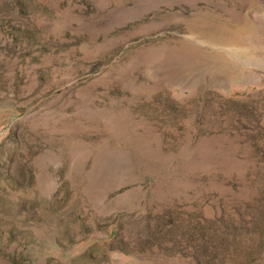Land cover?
Wrapping results in <instances>:
<instances>
[{
    "label": "rangeland",
    "instance_id": "rangeland-1",
    "mask_svg": "<svg viewBox=\"0 0 264 264\" xmlns=\"http://www.w3.org/2000/svg\"><path fill=\"white\" fill-rule=\"evenodd\" d=\"M0 264H264V0H0Z\"/></svg>",
    "mask_w": 264,
    "mask_h": 264
}]
</instances>
